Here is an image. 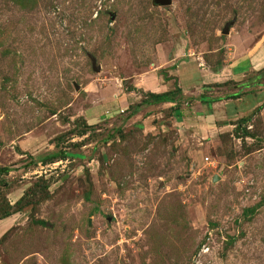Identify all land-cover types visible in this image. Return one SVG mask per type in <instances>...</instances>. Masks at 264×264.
Returning a JSON list of instances; mask_svg holds the SVG:
<instances>
[{"label": "rangeland", "instance_id": "rangeland-1", "mask_svg": "<svg viewBox=\"0 0 264 264\" xmlns=\"http://www.w3.org/2000/svg\"><path fill=\"white\" fill-rule=\"evenodd\" d=\"M35 1L0 0V189L50 197L0 220V264H264V203L243 214L264 199V0ZM176 86L181 118L127 117ZM256 91L242 117L197 121L201 95ZM59 149L79 156L40 160Z\"/></svg>", "mask_w": 264, "mask_h": 264}, {"label": "trees", "instance_id": "trees-1", "mask_svg": "<svg viewBox=\"0 0 264 264\" xmlns=\"http://www.w3.org/2000/svg\"><path fill=\"white\" fill-rule=\"evenodd\" d=\"M15 2H18L21 6L23 7H32L34 5V3H36L35 0H14ZM217 85H221L224 83H216ZM134 89H137L136 87ZM183 95L182 89L178 86L175 87V89H171V90H166L163 92H153V91H148L147 93L144 94L142 100L135 106L133 107V105H131V107L133 108V110L130 111V114L127 116L132 117L133 115H135L139 108L145 105H157L160 103H164V102H173L175 103V107H172L174 112L178 115V117L181 118V112L180 111V97L178 98V96ZM243 94L236 92V93H232L231 95L228 96V98H239L241 97ZM217 100H220V97L217 98H212L209 100L208 103H213L216 102ZM205 102V100H202ZM130 107V106H129ZM261 108V107H260ZM259 108V109H260ZM244 122L246 123L248 121V118H244L243 119ZM83 129H81L79 131L80 135H84L88 132L89 129L92 128V125H90L89 123L85 122L83 123ZM120 132L121 130L118 129ZM246 135H251L252 133L249 130H245L244 132ZM72 156H79L78 154H73L70 151H66L64 149H59L58 151L55 152H51L47 155H44L43 157H40L41 161L43 163H51V162H55L58 161L60 159H66ZM10 172V167L8 166H0V175L2 174H8ZM42 178V177H41ZM0 182L4 183L5 181H2L0 179ZM48 183L43 181L42 179L38 180L35 182L34 185H32L28 191L25 193V195H23L21 198H19L14 204H12L8 197H7V193L3 190L0 189V220L1 219H5L9 216H11L12 214L21 211L24 207H26L27 205H37L38 203H40L42 200H45L47 198L50 197V193L48 190ZM30 196V198H29ZM264 203V199L262 201H260L259 203H257L256 205L252 206V207H248L246 209H244L243 214L245 216H251L253 214H255V212L257 211V209L262 206ZM32 221L40 224V225H47V221L44 219H39V218H32ZM234 239H231V242H233Z\"/></svg>", "mask_w": 264, "mask_h": 264}, {"label": "crops", "instance_id": "crops-1", "mask_svg": "<svg viewBox=\"0 0 264 264\" xmlns=\"http://www.w3.org/2000/svg\"><path fill=\"white\" fill-rule=\"evenodd\" d=\"M264 52H262V50H258L255 54H253V57L254 56H256V54H257V57H258V55L259 54H263ZM261 59V58H260ZM253 60H255V59H253ZM256 62V61H255ZM249 63V65L247 66V70L245 71V70H242V71H240V70H237L236 71V67L235 66H227V69L226 70H228L229 72H231L232 74V76L233 77H231V78H233V79H239V78H243V76L244 77H246V74L247 73H251V72H253V71H256V70H259V69H256V67H254V65H253V63H254V61H252V59H251V61L250 62H248ZM233 67H235V68H233ZM201 80H202V78H201ZM202 82L203 81H199V82H197V85L196 86H201L202 85ZM217 82H220V81H217ZM194 85V84H193ZM182 86V85H181ZM195 86V85H194ZM193 86V87H194ZM188 87V89H186V88H184L183 87V89H182V91H183V94H185V95H188V94H190V95H193V94H191L190 92H189V89H190V91L192 90V88H189V86H187ZM245 87H249V85H245ZM248 89H250V88H248ZM163 91H166V90H163ZM163 91H161V92H163ZM196 92V91H195ZM201 92H203V90H201ZM263 91H256V92H252V93H248V94H244V95H242L241 97H239V98H220V100H217L216 102H213L212 104H211V106H210V103H208L209 102V100L210 99H212V98H209V97H203L202 95H201V100L200 99H197L196 100V103L194 104V105H196V106H194L195 108H196V110H197V121H201V122H204L205 123V126L206 127H209L208 125H209V123H211V122H209V121H207V120H210L211 118H213V119H215V121H213L215 124H218L219 123V120L220 119H218V117L219 118H221V117H223V118H225L226 120H232L233 119V117L232 116H235L236 118H237V116H238V114H240L239 116H241L242 117V114H244V112H246V111H248L249 109H251L254 105H256V106H259L260 104H261V101L259 102L258 100V98L259 97H262L263 96V93H262ZM194 93V92H193ZM198 94H200V93H198ZM197 94V95H198ZM232 94V93H231ZM230 94V95H231ZM262 94V95H261ZM195 96H196V94H195ZM214 98V97H213ZM202 100H205V102L204 101H202ZM204 102V104L207 106V108H209L210 109V107L212 108V111L211 110H209L208 112H205V110L206 109H204V107L202 106L203 103ZM200 106H199V105ZM236 106H238V107H236ZM255 106V107H256ZM220 107H222V110H221V113H223V114H220V112H219V108ZM223 107H225V109L223 108ZM241 108V109H240ZM239 110H240V113H238L239 112ZM220 114V115H219ZM234 117V118H235ZM212 120V119H211ZM210 126H211V128L213 127V125H212V123L210 124ZM233 125L231 124V122H229V124L228 125H226L225 127L226 128H231ZM224 127V128H225ZM204 128V127H203ZM222 128V127H221ZM10 217V216H9ZM9 217H7V218H9ZM7 218H5V219H7ZM4 219V220H5Z\"/></svg>", "mask_w": 264, "mask_h": 264}, {"label": "water", "instance_id": "water-1", "mask_svg": "<svg viewBox=\"0 0 264 264\" xmlns=\"http://www.w3.org/2000/svg\"><path fill=\"white\" fill-rule=\"evenodd\" d=\"M172 1L173 0H154V4L155 5H162V6H168L170 4H172ZM115 18V13H112V19ZM235 22V19H233L232 21H229L226 23L225 27H224V30H223V33H229L230 32V26L231 24H233ZM96 58L94 56H92V65H93V69L95 70H99L100 69V66L96 64ZM79 85L76 84V88L79 89Z\"/></svg>", "mask_w": 264, "mask_h": 264}, {"label": "built area", "instance_id": "built-area-1", "mask_svg": "<svg viewBox=\"0 0 264 264\" xmlns=\"http://www.w3.org/2000/svg\"><path fill=\"white\" fill-rule=\"evenodd\" d=\"M202 251H205L204 249H202Z\"/></svg>", "mask_w": 264, "mask_h": 264}]
</instances>
